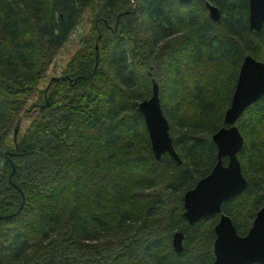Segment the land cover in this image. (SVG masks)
<instances>
[{
  "label": "trees",
  "instance_id": "1",
  "mask_svg": "<svg viewBox=\"0 0 264 264\" xmlns=\"http://www.w3.org/2000/svg\"><path fill=\"white\" fill-rule=\"evenodd\" d=\"M247 11V0H0V264L211 263L218 213L188 223L182 194L215 162L210 135L242 56L264 62V21L249 29ZM151 79L179 161L151 153L136 107ZM234 124L245 186L220 211L244 234L264 201V94Z\"/></svg>",
  "mask_w": 264,
  "mask_h": 264
},
{
  "label": "water",
  "instance_id": "2",
  "mask_svg": "<svg viewBox=\"0 0 264 264\" xmlns=\"http://www.w3.org/2000/svg\"><path fill=\"white\" fill-rule=\"evenodd\" d=\"M178 1L185 3L189 0ZM205 7L208 17L218 20L217 6L205 1ZM247 8L248 28L258 30L264 21V0H247ZM263 94L264 62L246 53L240 60L229 103L223 112L225 125L218 127L210 135L216 147L215 162L205 175L199 177L182 194V215L188 223L203 215L218 213L212 227L213 258L210 264L264 262V201L256 209L244 234H238L230 217L220 211L221 202L238 194L245 186V178L236 156L242 144V136L234 122L248 105ZM136 107L141 113L154 159L166 152L179 161L167 130V120L159 104L157 84L153 79L149 96L139 100ZM222 157H225V162H222ZM181 239L180 230L171 234L173 251H180Z\"/></svg>",
  "mask_w": 264,
  "mask_h": 264
},
{
  "label": "rangeland",
  "instance_id": "3",
  "mask_svg": "<svg viewBox=\"0 0 264 264\" xmlns=\"http://www.w3.org/2000/svg\"><path fill=\"white\" fill-rule=\"evenodd\" d=\"M86 25H84V27L83 26L81 27L80 23L77 24L76 30H74V32L69 36V38L61 46V48L59 49L58 53L56 54L53 60V66L52 67L50 66L51 69L47 70L46 75L40 80L38 87H42L45 84V82H47L49 77H51L52 75L56 76L60 72L65 60L75 48L77 38L82 33Z\"/></svg>",
  "mask_w": 264,
  "mask_h": 264
}]
</instances>
